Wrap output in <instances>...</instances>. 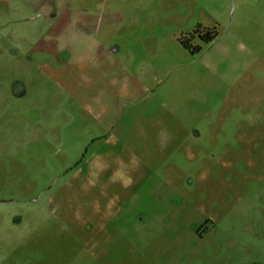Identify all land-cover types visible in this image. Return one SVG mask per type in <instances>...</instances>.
<instances>
[{"label":"rangeland","instance_id":"1","mask_svg":"<svg viewBox=\"0 0 264 264\" xmlns=\"http://www.w3.org/2000/svg\"><path fill=\"white\" fill-rule=\"evenodd\" d=\"M0 264H264V0H0Z\"/></svg>","mask_w":264,"mask_h":264},{"label":"trees","instance_id":"2","mask_svg":"<svg viewBox=\"0 0 264 264\" xmlns=\"http://www.w3.org/2000/svg\"><path fill=\"white\" fill-rule=\"evenodd\" d=\"M217 36L218 33H217L216 25L207 27L198 24L191 31L182 34L178 38V41L191 54H196L200 52L202 49V45L198 42H195L196 37L204 43H210L214 41L217 38Z\"/></svg>","mask_w":264,"mask_h":264},{"label":"flooded vegetation","instance_id":"3","mask_svg":"<svg viewBox=\"0 0 264 264\" xmlns=\"http://www.w3.org/2000/svg\"><path fill=\"white\" fill-rule=\"evenodd\" d=\"M197 234H199V236H202V232H200V230H197Z\"/></svg>","mask_w":264,"mask_h":264}]
</instances>
